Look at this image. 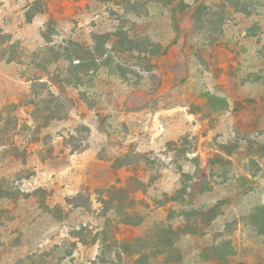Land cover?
Returning <instances> with one entry per match:
<instances>
[{
    "label": "rangeland",
    "instance_id": "1",
    "mask_svg": "<svg viewBox=\"0 0 264 264\" xmlns=\"http://www.w3.org/2000/svg\"><path fill=\"white\" fill-rule=\"evenodd\" d=\"M41 1L0 0V33L21 48L18 61L0 54V264H219L213 247L224 240L227 264H264V0L250 15L232 0ZM49 20L54 43L88 47L94 33L120 29L155 55L113 53L112 67L79 86L59 83L64 63L44 71L33 61ZM37 78L47 86H36L35 107ZM47 90L74 107L45 124L55 111ZM14 145L26 153L13 156ZM183 174L197 185L180 197ZM111 186L125 192L103 213ZM76 196L81 207L66 202ZM127 214L141 222L124 224ZM167 227L196 233L163 254Z\"/></svg>",
    "mask_w": 264,
    "mask_h": 264
},
{
    "label": "trees",
    "instance_id": "2",
    "mask_svg": "<svg viewBox=\"0 0 264 264\" xmlns=\"http://www.w3.org/2000/svg\"><path fill=\"white\" fill-rule=\"evenodd\" d=\"M233 3H236L238 5V12H241L246 15H250L252 13V5H253V0H232ZM41 0H34L33 4L39 5L41 4ZM264 5V4H263ZM45 11V6L44 8H40L39 11L32 12L31 10H27L25 12V19L26 22L29 23L33 19L36 13L38 12H44ZM200 12V8H196L194 11V14L198 15ZM51 31H53L52 27V20H49L47 23V27L44 31H42V37L45 41V46L38 50L37 52L33 53V61H35V58H41L40 64H38L36 67H39L43 69L44 71L46 70L47 66L52 65V64H58V63H64L66 65V70H62L66 74L63 76L62 79H60L61 76H58L59 83H65L66 85L73 86L75 87L79 86L81 83L82 77L90 76L95 71L100 68L101 66L105 67H112L114 63V58L111 56L113 53H120V52H125V53H140V54H146L150 53V56L155 55L154 50H149L147 48H141V46L145 43L148 42L147 38H132L129 37L125 32H122V30L118 29L115 32H107V33H94L92 36V46H86L83 47L80 44L76 42H71V41H62L60 43H54L51 38ZM127 43L126 48H122V46ZM110 46V47H109ZM155 46V44L152 45V48ZM159 47L158 45H156ZM154 49V48H153ZM119 51V52H116ZM153 51V52H152ZM111 52V53H110ZM20 53H21V48L17 42L12 41V36L10 34H4L0 33V54L2 55L1 59H5L7 63L13 62V61H18L20 60ZM157 53V52H156ZM35 56V58H34ZM76 61V62H75ZM117 69L119 72L124 74L123 68L121 67L120 64L116 65ZM58 69L60 67L57 66ZM50 81H48V84ZM36 86L41 87L42 89H45L47 86L46 81H42L40 78H37L32 81L31 85V92L29 97V103L30 105H33L35 107H38L39 102H37L39 94L38 91L35 90ZM57 89H59L57 87ZM48 91V95L50 96L49 103L53 104L55 111H52L49 103L47 106L48 110L50 111V114L46 117L45 124H47L49 121L54 120V119H62L67 115L68 109L65 108L66 103L70 101V109L74 107V104L71 100H69L68 97H63L58 94L52 93L50 90ZM81 96L84 97V94L82 93ZM209 100L213 102H218L220 103L219 109L224 110L227 106V102L223 98H218L215 96H209ZM65 112H62V111ZM86 147H83L82 149L78 150H71V154L78 152V151H84ZM13 151L14 154L13 156L15 157H21L24 155L26 152L25 150H21L18 145L13 146ZM197 164H195V167H197V172L200 170L199 169V162L198 160L196 161ZM197 174H183L182 175V187L178 191V194L180 197H184L187 194V191L191 188L194 189V187L197 185L194 182L195 176ZM137 181V180H136ZM139 185H141L142 188L145 187L143 182L137 181ZM211 188V185L207 186L206 188L201 189V191H209ZM108 194L109 201L106 202V200H99L100 203L103 205V213H106L114 208V202H116L117 193L123 194L124 188L122 187H117V186H111L110 188L104 190ZM77 196H80L78 194ZM74 197L72 199L67 198L66 202L69 203L72 206L75 207H81L80 204L74 203V199L77 198ZM126 195L122 196V199H124ZM118 201L120 202L121 199ZM210 214H212L211 219H214V217L217 216V211H216V206H213L211 209L208 211ZM262 218H263V227L260 229V233L264 235V208L262 209ZM132 219H135L134 221ZM141 222V217L138 214H127L125 216L124 224L129 225V226H135L138 225ZM159 233H161L160 237V244L165 245L163 250L160 253H167L169 250L173 249L174 251L179 253V250L177 246L175 245V240H177L181 235H184L186 233H196L194 230H186V228H177V230H173L172 228H161L159 230ZM170 233L175 234V238H164V235H168ZM163 235V236H162ZM213 251L215 254V258L219 262V264H227V259L234 255V248L231 244L230 240H224L221 242V244L216 245L213 247ZM136 254H139L136 252ZM181 259L180 255L178 254L177 262H179ZM136 264H147V259L142 260V259H137Z\"/></svg>",
    "mask_w": 264,
    "mask_h": 264
},
{
    "label": "crops",
    "instance_id": "3",
    "mask_svg": "<svg viewBox=\"0 0 264 264\" xmlns=\"http://www.w3.org/2000/svg\"><path fill=\"white\" fill-rule=\"evenodd\" d=\"M83 175H86V174H83ZM85 177H86V178H88L89 176H88V175H86ZM89 178H90V177H89ZM66 189H67V188H66Z\"/></svg>",
    "mask_w": 264,
    "mask_h": 264
}]
</instances>
